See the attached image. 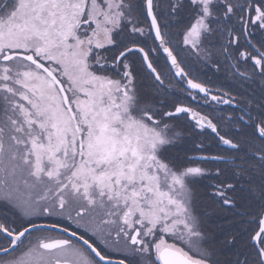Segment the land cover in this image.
I'll return each mask as SVG.
<instances>
[{
	"label": "snow or ice",
	"instance_id": "1",
	"mask_svg": "<svg viewBox=\"0 0 264 264\" xmlns=\"http://www.w3.org/2000/svg\"><path fill=\"white\" fill-rule=\"evenodd\" d=\"M0 264H264V0H0Z\"/></svg>",
	"mask_w": 264,
	"mask_h": 264
}]
</instances>
